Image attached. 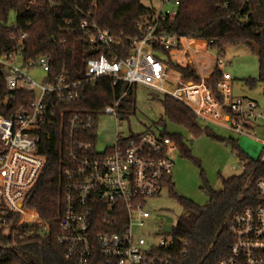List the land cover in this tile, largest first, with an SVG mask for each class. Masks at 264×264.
Here are the masks:
<instances>
[{
	"label": "built area",
	"instance_id": "obj_1",
	"mask_svg": "<svg viewBox=\"0 0 264 264\" xmlns=\"http://www.w3.org/2000/svg\"><path fill=\"white\" fill-rule=\"evenodd\" d=\"M55 1L70 6L77 16L67 23L65 32H82L96 55L87 60L85 76L78 81H69L64 74L50 77L51 57L26 60L21 46L29 35L16 24L9 25L8 38L17 49L0 56V65L7 70V90L34 92L36 99L28 107H19L12 118L0 115V234L8 229L9 217L18 216L20 227L33 225L49 231L57 223V245L75 264H169L164 251L175 244L176 226L169 233L163 225L158 243L134 230L151 218L146 209L148 199L159 196L172 180L178 145L161 131L145 132L124 140L117 137L113 147L99 153L96 143L87 138L96 132L97 116L118 117L121 102L138 85L180 102L202 124L220 126L240 136L252 137L250 132L264 120V112L251 99L232 97L231 76L224 72L226 63L216 42H189L158 31L161 24L175 20L182 0H161L160 11L140 26L144 35L130 40V53L124 57L120 54L125 47L122 38L96 21L97 0H52V5ZM171 6L175 10H170ZM163 52L169 53L171 62L193 67L200 81L186 82ZM178 52L185 65L178 63ZM36 68L46 73L42 86L28 76L27 71ZM214 71L222 74L215 90L208 84ZM100 79L112 81L114 87L126 85L125 93L98 114L70 113ZM57 122L67 124L69 141L60 174L58 217L47 221L30 200L47 164L39 153L42 133ZM256 194L258 203L230 221V252L218 264H264V179L257 181Z\"/></svg>",
	"mask_w": 264,
	"mask_h": 264
},
{
	"label": "trees",
	"instance_id": "obj_2",
	"mask_svg": "<svg viewBox=\"0 0 264 264\" xmlns=\"http://www.w3.org/2000/svg\"><path fill=\"white\" fill-rule=\"evenodd\" d=\"M51 2L0 0V56L17 49V45L8 38L9 25L16 24L29 35L21 46V55L26 60L36 61L39 57L50 56V77L64 74L69 81H78L85 76L87 60L96 54L92 52L86 35L80 31L69 34L64 30L67 23L77 17L74 9L62 2L55 1L54 5ZM155 15L156 10L144 6L142 0H97L95 10L98 25L122 38L125 47L120 54L123 57L130 53V40L144 35L140 26ZM158 31L181 38L214 41L221 55L227 46L245 45L258 55L261 69L258 80H247L245 83L250 88L264 84V0H182L175 20L161 24ZM163 54L173 68L184 74L186 82L200 81L193 67H181L171 62L168 52ZM6 74V68L0 65V115L12 118L19 107H28L36 99V93L23 90L9 92ZM221 80L222 74L214 71L208 84L215 90ZM111 82L108 79L96 81L85 91L82 100L70 108V113L83 111L98 114L112 105L123 96L126 85L114 87ZM131 92L126 97L131 96ZM163 106L170 121L194 136L210 133L208 127L180 102L165 96ZM67 127L66 123L60 122L49 126L42 133L39 146V153L46 157L47 164L30 201L47 221H54L60 208V174L66 164L65 145L69 141ZM161 134L175 141L183 156L192 158L181 135L168 134L164 127ZM87 138L96 142V132L87 134ZM230 143L243 162L245 171L239 176L224 179L223 189L219 192L208 186L207 204L198 205L178 196L174 192L175 185L167 181L166 186L184 209V215L173 233L175 244L164 251L169 264H218L230 252V221L247 207L258 203L256 183L264 179V162L244 156L235 140L231 139ZM7 222L8 229L0 234V264H75L65 258L63 249L57 245V223L45 231L33 225L18 226V216L9 217Z\"/></svg>",
	"mask_w": 264,
	"mask_h": 264
},
{
	"label": "rangeland",
	"instance_id": "obj_3",
	"mask_svg": "<svg viewBox=\"0 0 264 264\" xmlns=\"http://www.w3.org/2000/svg\"><path fill=\"white\" fill-rule=\"evenodd\" d=\"M142 3L157 12L162 7L161 0H142ZM169 9L175 10V7L171 6ZM11 21H14L13 15ZM224 51V72L232 77V97L251 99L258 103L259 109L264 112V84L250 88L245 83L247 80L259 79L261 69L258 55L249 51L245 45L227 46ZM27 73L38 86L43 85L46 73L41 68L29 70ZM37 91H40L39 88ZM131 93V96L122 101L118 117L107 114L97 116L96 151L104 153L115 145L117 137L124 140L145 132L159 133L162 127L168 134L181 135L192 158H186L180 152L177 154L171 181L175 185L174 192L193 203L207 204L208 186L219 192L223 189L224 179L239 176L244 171L243 162L230 143L231 139L236 141L239 151L251 160L258 161L264 154V144L259 141L264 140V120L259 121L257 127L251 130L252 137L240 136L226 128L213 125H207L209 134L196 137L167 118L163 106L164 95L140 85L134 86ZM146 209L151 218L144 226L136 227L134 232L147 240L152 237L155 243H158L162 236L163 225L176 226L184 215L182 205L172 195L168 186L163 188L159 196L148 199Z\"/></svg>",
	"mask_w": 264,
	"mask_h": 264
},
{
	"label": "crops",
	"instance_id": "obj_4",
	"mask_svg": "<svg viewBox=\"0 0 264 264\" xmlns=\"http://www.w3.org/2000/svg\"><path fill=\"white\" fill-rule=\"evenodd\" d=\"M193 41H195V40H189V42H193ZM175 55L177 56V59H178V63H183L184 62V58H183V55H182V53H175ZM231 79H232V77H231Z\"/></svg>",
	"mask_w": 264,
	"mask_h": 264
},
{
	"label": "water",
	"instance_id": "obj_5",
	"mask_svg": "<svg viewBox=\"0 0 264 264\" xmlns=\"http://www.w3.org/2000/svg\"><path fill=\"white\" fill-rule=\"evenodd\" d=\"M164 229L167 231V232H172V230H173V227H172V225H165L164 226Z\"/></svg>",
	"mask_w": 264,
	"mask_h": 264
}]
</instances>
